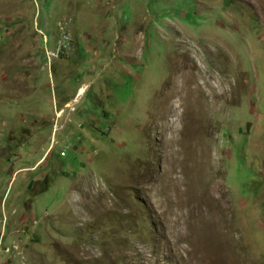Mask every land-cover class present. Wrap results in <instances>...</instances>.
I'll return each mask as SVG.
<instances>
[{
    "label": "rangeland",
    "instance_id": "1",
    "mask_svg": "<svg viewBox=\"0 0 264 264\" xmlns=\"http://www.w3.org/2000/svg\"><path fill=\"white\" fill-rule=\"evenodd\" d=\"M0 264H264V0H0Z\"/></svg>",
    "mask_w": 264,
    "mask_h": 264
},
{
    "label": "bare ground",
    "instance_id": "2",
    "mask_svg": "<svg viewBox=\"0 0 264 264\" xmlns=\"http://www.w3.org/2000/svg\"><path fill=\"white\" fill-rule=\"evenodd\" d=\"M176 120H177V119H176ZM172 121H173V120H172ZM171 127H172V126H171ZM192 128H193V127H192ZM168 130H169V129H168ZM171 131H172V130H171ZM169 133H170V132H169ZM186 137H189V136L186 135ZM184 139H186V138H184ZM168 140H169V139H168ZM180 140L182 141L181 138H180ZM189 140H190V139H189ZM178 141H179V140H178ZM178 141H177V142H178ZM181 141H180V143L183 142V141H182V142H181ZM194 141H195V140H194ZM197 141H198V140H197ZM175 142H176V141H175ZM186 142H187V141H186ZM186 142H185V143H186ZM189 142H190V141H189ZM173 143H174V142H173ZM178 143H179V142H178ZM185 143H184V145H185ZM191 143H192V142H191ZM194 143H195V142H194ZM169 144L171 145V142H170ZM186 144H187V143H186ZM173 145H174V144H173ZM189 145H190V143H189ZM196 145H197V144H195V146H196ZM190 147H191V145H190Z\"/></svg>",
    "mask_w": 264,
    "mask_h": 264
}]
</instances>
